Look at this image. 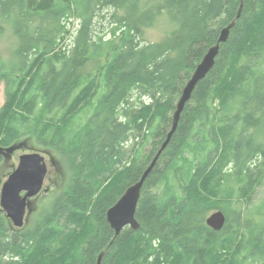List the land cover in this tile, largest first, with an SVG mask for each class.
Segmentation results:
<instances>
[{"label": "trees", "instance_id": "16d2710c", "mask_svg": "<svg viewBox=\"0 0 264 264\" xmlns=\"http://www.w3.org/2000/svg\"><path fill=\"white\" fill-rule=\"evenodd\" d=\"M102 9L122 33L108 61ZM165 13L174 28L147 42L145 29ZM0 17L16 39L13 62L0 57V145L30 137L69 171L34 224L14 229L0 212V264H264V199L254 196L264 181L255 165L264 159V0H0ZM217 43L143 184L140 227L116 234L108 209L154 159ZM214 210L226 216L221 230L206 223Z\"/></svg>", "mask_w": 264, "mask_h": 264}, {"label": "water", "instance_id": "95a60500", "mask_svg": "<svg viewBox=\"0 0 264 264\" xmlns=\"http://www.w3.org/2000/svg\"><path fill=\"white\" fill-rule=\"evenodd\" d=\"M228 36L229 26L222 30L219 40L225 41ZM218 53L219 43L210 47L201 62L197 65L192 77L187 82L182 91L181 97L179 98L173 116L172 128L167 135V139L163 142L161 148L150 165L145 169L141 178L136 183L130 185L120 199L108 209L106 213L107 221L116 234L126 226H130L134 229L140 227L139 221L136 218V211L143 184L157 163L162 151L169 143L171 134L176 130L181 111L184 109L186 102L191 98L194 88L213 68ZM24 143L25 142L14 143L9 147H3L0 145V153L12 154L21 148ZM47 153L49 154V152ZM50 160L54 163V158L52 156ZM47 173L48 165L46 156L43 152L34 151L20 156L17 168L4 183L1 192V209L6 212L7 216L12 219L16 226L23 225L27 208L31 210L30 207L32 202L30 201V198L39 194L43 190ZM23 191H25L24 195L22 194ZM225 221L226 216L221 210H216L206 219L207 225L215 230H221ZM97 264H102L101 256L98 257Z\"/></svg>", "mask_w": 264, "mask_h": 264}, {"label": "rangeland", "instance_id": "374dc122", "mask_svg": "<svg viewBox=\"0 0 264 264\" xmlns=\"http://www.w3.org/2000/svg\"><path fill=\"white\" fill-rule=\"evenodd\" d=\"M113 10L108 9H102L99 12V15L96 18L97 22V29L99 35L103 36V46H102V52L101 57L104 58L106 61L110 60V58L115 53V46L119 44L120 36L122 35L121 29L117 28L113 31L112 23H110L111 14ZM4 18V17H3ZM70 27L72 30V34L77 30L79 27V18L78 17H72L71 18ZM0 23H2L5 27L4 32L0 33V57L4 59L5 61H8L9 63L13 62L14 60V51L16 50L14 47L16 46V39L14 38V30L13 26L10 23L8 18L2 19L0 17ZM174 28V24H172L167 17L166 13L164 16L162 15L161 18H159L156 22V24L153 27L146 28L144 31V39L147 42H159L163 40L165 35ZM115 32V33H114ZM73 37L68 38V41H72ZM93 65H90L89 70L95 71L96 69H92ZM5 83L2 81L0 82V109L5 103ZM94 102L90 104L89 107L85 108L82 112L77 114L73 120H72V126L71 128L75 131L78 130L79 127L84 125V123L87 121V119L90 117V115L93 113V111L96 108V97L94 98ZM22 142H26V146L24 148H21L18 152L15 153L13 159L8 164H1L0 165V179L2 183L9 178V176L13 173V165H18L19 163V156L23 154L32 153L33 150H47L44 148H40L36 146L33 140L30 139V137L23 138L21 140ZM149 145L145 147L147 149ZM54 155V154H53ZM56 156V155H55ZM58 160V157H55ZM48 166H49V174L47 175L44 189L45 191L41 192V197L43 198L47 191V196H45L46 201L50 202L52 197H54V194L58 192L62 187L66 185V183L69 180V171L66 167H63L61 163L59 165L61 166L60 169H56L55 166H52L49 157L46 156ZM264 159H258L255 162V165H260V170H262L264 175ZM254 165V166H255ZM2 184L0 185V191H1ZM49 191V192H48ZM236 195H239L237 193ZM255 201L260 202L261 199H264V181L263 183L255 187ZM48 198V199H47ZM44 200V198H43ZM47 202V203H48ZM214 210L213 212H215ZM212 213V212H211Z\"/></svg>", "mask_w": 264, "mask_h": 264}, {"label": "flooded vegetation", "instance_id": "af4514ba", "mask_svg": "<svg viewBox=\"0 0 264 264\" xmlns=\"http://www.w3.org/2000/svg\"><path fill=\"white\" fill-rule=\"evenodd\" d=\"M26 146V145H25ZM23 146V148L25 147ZM20 150V149H19ZM19 150H16L14 153L12 154H7V153H0V155L2 156V159L0 161V165L1 164H8L11 162V160L13 159L14 155L16 152H18ZM21 156V155H20ZM20 156H19V161H20ZM50 163L52 166H55L56 169H60V166H59V162L57 160H54V163L51 162L50 160ZM18 165H13V171L16 169ZM48 172H49V168H48ZM49 174V173H48ZM47 174V175H48ZM7 180V179H6ZM5 180V181H6ZM5 181L2 183L1 179H0V185L2 184V187L5 183ZM2 187H1V191H0V202H1V192H2ZM45 191V190H44ZM43 192V191H42ZM49 192V191H48ZM22 194L24 195L25 194V191L22 192ZM41 192L33 197L30 198V201L32 202V205H31V210H29L27 208L26 210V215L24 217V223L22 226H16L14 224V222L12 221L11 218H9L6 214V212L4 210L1 209V204H0V212L3 213V215L6 217L8 223L10 224V226L14 229H18V228H24L26 227L27 225H30V224H34L36 222V218L41 214L42 212V209L45 210V207L47 206V202L46 199H45V196H47V191H46V194L44 195V200L43 198L41 197ZM48 199V198H47Z\"/></svg>", "mask_w": 264, "mask_h": 264}]
</instances>
